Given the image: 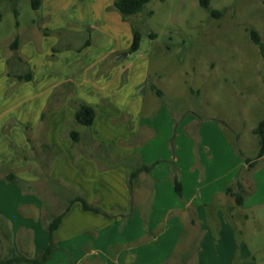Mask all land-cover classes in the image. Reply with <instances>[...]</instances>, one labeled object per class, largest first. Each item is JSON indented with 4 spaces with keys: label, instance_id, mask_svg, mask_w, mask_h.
Returning <instances> with one entry per match:
<instances>
[{
    "label": "crops",
    "instance_id": "0c3cea01",
    "mask_svg": "<svg viewBox=\"0 0 264 264\" xmlns=\"http://www.w3.org/2000/svg\"><path fill=\"white\" fill-rule=\"evenodd\" d=\"M70 1L42 0V25L33 20L19 31L11 55L0 48V254L13 248L34 258L44 251L49 244L46 226L56 216L54 197L66 204L80 193L114 219L73 203L54 232L58 250L45 264H197L211 240L222 244L224 260L231 257L250 216L247 212L264 205V154L252 168L246 167L223 122L195 113L176 118L162 98L146 99V66L139 71L141 67L119 65L118 37L130 39L128 48L132 36L122 17L106 10L112 2L82 0L68 20ZM60 29L61 39L47 36ZM73 34L82 42L72 48L68 37ZM100 34L108 44L106 52L96 49ZM87 39L90 45L83 47ZM60 43L73 51L53 52ZM12 56L31 72L30 81L8 76ZM64 85L71 92L58 94ZM71 101L95 109L89 134L75 123ZM47 104L52 109L42 121ZM191 124L195 131H190ZM70 131L81 135L75 147ZM90 139L108 147L112 156L133 157L130 165L162 161L134 182L128 219H123L131 210L128 171L124 166L102 170L90 156L94 153L77 150L91 145ZM43 143L50 148L48 168L41 165ZM170 160L178 168L182 199L174 191ZM228 185L243 196L241 206L226 192ZM145 190L146 203L141 195ZM242 259L255 262L251 255Z\"/></svg>",
    "mask_w": 264,
    "mask_h": 264
},
{
    "label": "rangeland",
    "instance_id": "374dc122",
    "mask_svg": "<svg viewBox=\"0 0 264 264\" xmlns=\"http://www.w3.org/2000/svg\"><path fill=\"white\" fill-rule=\"evenodd\" d=\"M109 1L112 3L105 7L106 10L117 14L112 7L114 0ZM81 2L70 1L73 6L71 14L66 9L68 20L73 19V11H78ZM207 4L209 11H217L218 15L203 9L200 0H150L140 14L124 20L126 26L123 27L130 30V36L132 26L139 30L141 42L136 52L130 53L123 61L119 60V65L141 67L139 71L145 65L144 70L148 71L143 84L146 99L157 98L152 85L160 91V98L176 118L195 113L200 118L220 120L234 151L254 160L258 145L253 130L264 118V59L250 32H257L264 45V0H207ZM0 15V48L8 56L14 53L10 45L19 31L33 20L39 27L44 22L43 6L40 5L39 12H36L31 8L30 0H0ZM67 18L64 17L65 20ZM61 32V29L50 31L47 36L61 39ZM88 34L92 35V31L88 30ZM68 39L72 48L82 42L79 34L70 35ZM118 40L121 55L125 54L129 51L126 44L130 39L118 37ZM106 43L104 35H101V40L96 42L97 51L106 52ZM54 49L73 51L62 43ZM13 58L17 57L12 56L9 61ZM23 71H27L26 68ZM70 89L69 85L63 86L58 94ZM48 107L47 104L42 113ZM195 126L191 124L190 131H195ZM39 141V137L35 139L36 146ZM79 149L93 155L100 154L95 144L88 143ZM42 161H45L44 157ZM243 175L242 172L240 178L244 179ZM145 183L146 180L143 185ZM56 195L60 196L59 191ZM141 195L146 203L147 191ZM52 203L57 216L65 208V201L60 202L58 197H54ZM249 213L248 221L241 228L240 244L236 245L238 249L231 252V257L224 260L222 244L211 240L205 245V251L200 253L197 264H264V205L254 206ZM202 246L201 243V251ZM250 255L255 259L254 263L242 259Z\"/></svg>",
    "mask_w": 264,
    "mask_h": 264
},
{
    "label": "trees",
    "instance_id": "16d2710c",
    "mask_svg": "<svg viewBox=\"0 0 264 264\" xmlns=\"http://www.w3.org/2000/svg\"><path fill=\"white\" fill-rule=\"evenodd\" d=\"M150 0H114L113 2V9L117 11L120 16L122 17L123 20H128L131 17H134L142 12L146 4H148ZM31 8L35 11H37L40 8L41 5V0H30ZM200 5L203 9L209 11V7L207 4V0H200ZM210 14L218 15L217 11H209ZM15 15H17V12H15ZM148 15H151V12L148 13ZM0 20H1V15H0ZM251 39L253 43L257 46L259 53L261 57L264 59V45L261 42V39L257 32L251 31L250 32ZM140 42H141V34L137 28L132 26V42L129 47V54L136 52L139 47H140ZM90 45V40L87 39L83 47L89 46ZM18 47V40L14 39V41L10 45L11 51H16ZM56 50L53 49V52ZM8 76L16 78L18 81H30L32 78V74L28 69L24 66V63L20 58H13L11 61H8ZM26 68L27 71H23V69ZM65 87L68 85H64ZM151 89L156 92L157 96L161 97L162 94L160 93L159 90H156L154 86L151 85ZM71 92V91H70ZM70 106L74 110V121L78 126H82L86 129L87 133L89 134L90 127L94 121V118L96 116V111L94 108L85 105L81 102L77 101H71ZM50 107V106H49ZM46 109L41 115V120L44 121L46 117L47 111H49V108ZM177 122H174V126ZM253 134L257 136V145H258V153L256 155V158L252 161L249 160L245 157L242 156L238 151H236V154L244 161L245 164H247L250 168H252L257 161L263 154H264V118L257 124L255 129L253 130ZM69 138L72 140L73 146H77L80 143L81 140V135L76 132V131H70L68 132ZM90 144H95L96 149L101 152H104V155L101 156L100 154L97 155H90L96 161H98L99 165L101 166L102 170L112 168L115 166H124L126 170L128 171L127 175V185H128V190L130 194V206L131 210L130 212L123 217V219H128L130 217L131 211L133 210V205L131 203V193L133 190L134 182L138 178L139 174L144 173V174H149L153 168L161 163V160L155 161L152 164L146 165L141 162L136 163L134 165H130L129 161L132 160L131 157H126V158H119L117 159L116 157L112 156L108 150V147H106L103 144L96 143L93 140H89ZM169 146L170 150L172 152V155L174 156V144H173V135L169 140ZM41 151H42V156L45 158V161L41 162L42 166H45L46 168L49 167L50 160H51V154H50V148L46 143H43L41 145ZM170 167H171V179L174 187V191L179 199H182L183 197V192H182V184L181 181L179 180L178 177V168L173 160H170L167 162ZM9 180L13 179L8 178ZM236 186L239 188L241 187V184L237 181ZM226 192L233 196L235 198V204L236 206H241L243 204V196L239 193H233L231 185L226 188ZM73 203H79L82 210L86 212H91L97 215H102L105 218L108 219H114L113 216L110 214L104 212L101 210L98 206L92 205L87 202L85 197L81 195L80 193H75L71 198H69L66 201L65 208L63 212L57 216H54L50 219L46 226V231L49 236V244L47 248L40 252L38 255H36L34 258H27L24 257L20 254H18L13 248L9 250V252L3 256L0 254V264H45L52 256V254L58 250L57 242L54 237V232L60 225L61 219L69 209V207ZM145 223V219H144Z\"/></svg>",
    "mask_w": 264,
    "mask_h": 264
},
{
    "label": "water",
    "instance_id": "95a60500",
    "mask_svg": "<svg viewBox=\"0 0 264 264\" xmlns=\"http://www.w3.org/2000/svg\"><path fill=\"white\" fill-rule=\"evenodd\" d=\"M125 56H126V53H125V54H122V55L119 57V60L123 59Z\"/></svg>",
    "mask_w": 264,
    "mask_h": 264
}]
</instances>
